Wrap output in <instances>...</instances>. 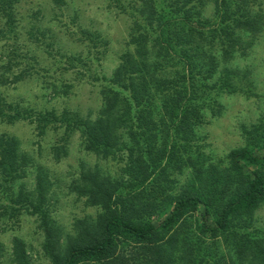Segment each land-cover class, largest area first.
I'll return each mask as SVG.
<instances>
[{
	"label": "rangeland",
	"instance_id": "1",
	"mask_svg": "<svg viewBox=\"0 0 264 264\" xmlns=\"http://www.w3.org/2000/svg\"><path fill=\"white\" fill-rule=\"evenodd\" d=\"M134 1L20 0L8 17L0 10V103L23 117L12 123L0 119V135L15 138L29 158L22 180L0 179L1 264H14L13 238L23 242L26 264H49L40 221L27 206L39 171L44 209L64 243L77 220L92 219L101 211L74 190L84 171L97 169L122 183V193L155 204L156 213L150 218L155 222L169 212L172 199L193 184L206 192L220 188L226 179L227 154L245 146V131L258 130L251 143L264 153V26L258 34L242 33L241 42L247 48L227 62L237 72L232 76L235 90L213 94V106H204L199 99L201 123L194 128L192 140L193 151L202 155L197 162L202 171L199 179L186 160L184 141L177 142L180 135L169 138L167 145L159 137L151 147H143L151 152L148 179L142 173L134 178L127 174L126 151L103 158L84 149L80 132L72 126L77 116L96 118L103 87L119 90L110 80L120 55L132 49ZM160 5L167 9L171 4L161 0ZM203 14L213 15L209 1ZM104 41L108 46H103ZM161 149L165 153L159 159ZM212 219L211 215L209 225ZM202 223L206 222L200 212L189 214L176 229L179 240L173 264H231V246L222 237L203 234ZM234 225L236 229L246 225L247 233L263 236L264 203L250 216L234 220ZM139 258L135 255L134 264H141Z\"/></svg>",
	"mask_w": 264,
	"mask_h": 264
},
{
	"label": "trees",
	"instance_id": "2",
	"mask_svg": "<svg viewBox=\"0 0 264 264\" xmlns=\"http://www.w3.org/2000/svg\"><path fill=\"white\" fill-rule=\"evenodd\" d=\"M19 1L0 0V10L8 17ZM165 1L171 4L167 9L160 5L161 0L133 2L132 49L120 55L110 80L119 90L103 87L96 118L77 116L72 128L80 132L87 152L107 158L126 151L127 174L134 178L142 173L143 179L149 178L151 153L143 147H151L159 137L167 145L169 138L180 135L177 142L184 141L181 147L186 160L199 179L202 171L197 162L202 155L193 151L192 140L194 128L201 123V106H213L215 93L235 90L232 76L237 72L227 62L247 48L241 42L242 33L263 30L264 0ZM207 1L213 6L211 17L203 14ZM103 44L108 46L107 41ZM22 118L21 112L10 113L0 103L1 120L12 123ZM253 132L245 131V146L227 154L226 179L220 188L206 192L193 184L176 195L169 212L155 222L150 220L156 213L155 204L122 193V183L97 169L82 172L74 190L101 211L92 219L77 220L64 243L44 209L45 189L39 171L35 192L27 195V206L40 221L42 248L49 264H134L135 255L141 264H173L179 240L176 229L189 214L199 212L206 222L201 232L222 237L231 246V264H264V235L247 233L246 225L234 227V220L250 216L264 203V153L254 149ZM176 144L172 143L173 150ZM164 153L159 150V159ZM28 163L15 138L1 134L0 179L8 183L22 180ZM12 243V263L26 264L23 242L13 238ZM1 250L0 245V259Z\"/></svg>",
	"mask_w": 264,
	"mask_h": 264
}]
</instances>
